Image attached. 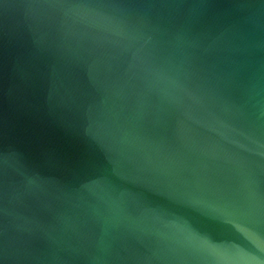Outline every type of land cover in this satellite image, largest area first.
<instances>
[{
    "label": "water",
    "instance_id": "obj_1",
    "mask_svg": "<svg viewBox=\"0 0 264 264\" xmlns=\"http://www.w3.org/2000/svg\"><path fill=\"white\" fill-rule=\"evenodd\" d=\"M0 264H264V0H0Z\"/></svg>",
    "mask_w": 264,
    "mask_h": 264
}]
</instances>
